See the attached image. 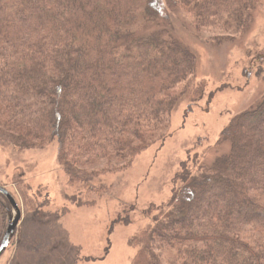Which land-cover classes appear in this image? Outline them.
I'll return each instance as SVG.
<instances>
[{
    "label": "trees",
    "instance_id": "16d2710c",
    "mask_svg": "<svg viewBox=\"0 0 264 264\" xmlns=\"http://www.w3.org/2000/svg\"><path fill=\"white\" fill-rule=\"evenodd\" d=\"M259 1L0 0V146L57 141L73 184L125 168L204 91L190 86L197 56L173 35L171 13L244 34ZM226 143L210 164L182 163L169 211L135 240L140 264H264V96L222 130Z\"/></svg>",
    "mask_w": 264,
    "mask_h": 264
},
{
    "label": "rangeland",
    "instance_id": "374dc122",
    "mask_svg": "<svg viewBox=\"0 0 264 264\" xmlns=\"http://www.w3.org/2000/svg\"><path fill=\"white\" fill-rule=\"evenodd\" d=\"M191 21L183 10L171 13L173 35L197 56L190 86H202V96L184 99L164 141L125 168L73 184L58 162L57 141L24 151L0 146V186L21 214L0 264H140L135 240L169 211L182 163L189 160L193 167L198 156L210 164L229 152V144L217 145L220 133L264 96V0L244 34L202 29ZM106 166L101 161L90 171ZM16 217L0 197V245Z\"/></svg>",
    "mask_w": 264,
    "mask_h": 264
},
{
    "label": "water",
    "instance_id": "95a60500",
    "mask_svg": "<svg viewBox=\"0 0 264 264\" xmlns=\"http://www.w3.org/2000/svg\"><path fill=\"white\" fill-rule=\"evenodd\" d=\"M0 193L2 195H4L7 200L9 201L10 205L12 206V208L16 211L17 213V217L15 218V220L8 226L7 231L5 233L4 239L0 245V257L1 255L4 253V251L8 248L9 246V242L11 237L13 236V234L15 233L16 227L20 221L21 218V214H20V209L15 201V199L13 198V196L11 195V193H9L4 187L0 186Z\"/></svg>",
    "mask_w": 264,
    "mask_h": 264
}]
</instances>
